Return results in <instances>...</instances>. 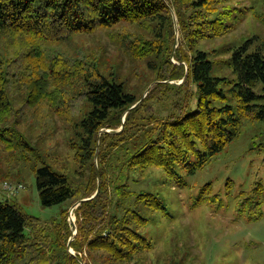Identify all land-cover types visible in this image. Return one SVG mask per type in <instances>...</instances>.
<instances>
[{
    "label": "trees",
    "instance_id": "16d2710c",
    "mask_svg": "<svg viewBox=\"0 0 264 264\" xmlns=\"http://www.w3.org/2000/svg\"><path fill=\"white\" fill-rule=\"evenodd\" d=\"M226 1L0 0V145L10 151L9 168L0 167V179L11 176L13 160L31 163L43 206L73 205L92 196L100 184L95 197L74 209L75 254L67 248L72 235L68 208L61 209L59 218L44 221L27 215L10 198L0 199V264H90L87 256L99 264L132 261L152 243L139 230L148 223L140 210L127 207L121 216L112 211L114 196L116 204L133 196L127 183L131 169L159 166L175 174L177 165L194 158L190 166L194 171L240 133L243 119L264 120V52L251 46L253 38L226 50L232 77L214 74V49L195 47L201 37H219L232 29L227 22L231 11L215 10ZM172 10L180 28L178 37ZM123 22L145 31L135 37L134 56L151 54L159 59L157 85L183 79L178 86L185 89V104L178 112L146 118L141 126L133 120L143 100L139 103L140 98L127 90L116 68L102 67L98 58L68 60L61 49L53 48L75 35L113 29ZM179 41L192 53L180 47L183 56L178 55ZM258 82L262 93L254 89ZM227 87L235 104L228 103ZM194 95L196 108L189 110ZM80 102H84L81 115L67 120L68 143L80 165L71 177L48 162L39 143L52 136L53 115L68 116ZM24 122L31 128L39 122L43 133L36 141L20 129ZM122 125L116 134L106 131ZM262 192L260 182L248 194L242 192L239 213L259 219ZM210 194L212 184L207 183L198 202ZM135 198L146 202L147 208L166 212L157 194L141 192Z\"/></svg>",
    "mask_w": 264,
    "mask_h": 264
},
{
    "label": "rangeland",
    "instance_id": "374dc122",
    "mask_svg": "<svg viewBox=\"0 0 264 264\" xmlns=\"http://www.w3.org/2000/svg\"><path fill=\"white\" fill-rule=\"evenodd\" d=\"M219 5L215 6L217 12L223 9L231 11L232 16L227 22L233 26L232 29L219 37H201L195 47L208 51L214 49V74L232 77L231 68L227 65L230 53L226 50L229 47L251 37V46L261 47L264 52V1L227 0L223 8H219ZM144 32L138 24L123 22L113 29L78 34L67 42L53 45L54 49H61L63 57L68 60L98 58L102 67L116 68L127 90L140 98L139 103L143 100L133 120L136 125L147 121L146 118L168 117L185 104V89L178 86L183 79L165 80L166 84L157 85L155 79L160 72L159 59L151 54L147 58L134 56L135 37ZM182 45L181 41L176 44L180 56H183V52H180ZM185 48L188 53H192L186 45ZM175 58L172 59L177 62ZM254 89L258 93L263 92L260 82ZM226 94L228 103L235 104L234 93L228 87ZM196 103L197 97L194 95L190 99L189 110H194ZM83 106L84 102L77 103L75 110L69 112L68 116L53 115L50 127L52 136L47 135L39 143L41 152L48 156V162L71 177L80 165L76 152L68 143L70 129L67 120L81 115L80 109ZM15 107H19V104L16 103ZM14 116L17 115L11 118ZM20 129L33 137L34 141L43 133L39 122L33 128L24 122ZM9 154L10 151L0 145L2 170L7 171L9 168ZM193 163L194 158H190L187 163L177 165L175 174L159 166L131 169L127 183L133 196L122 200L120 204H116L117 197L114 196L112 211L121 216L127 207L140 210L148 223L139 230L150 240L152 247L141 250L130 262L111 264H264V120L250 122L243 119L240 133L210 162L191 171ZM11 164L15 166L11 176L0 179V182L8 180L22 183L24 188L14 194L0 188V199L10 198L27 215L44 221L59 218L62 208L71 210L69 202L43 206L31 163L13 160ZM229 180L232 185L228 187ZM258 182L263 187L262 214L257 220H249L246 214L239 213L238 206L243 198L242 192L248 194ZM207 183L212 184V194L206 195L207 200L198 202L201 189ZM141 192L159 195L166 206V212L147 208L146 202L135 198ZM72 216L76 221L74 212ZM98 254L96 257L100 260ZM86 260L90 264H99L88 256Z\"/></svg>",
    "mask_w": 264,
    "mask_h": 264
},
{
    "label": "water",
    "instance_id": "95a60500",
    "mask_svg": "<svg viewBox=\"0 0 264 264\" xmlns=\"http://www.w3.org/2000/svg\"><path fill=\"white\" fill-rule=\"evenodd\" d=\"M172 15H173V19H174L175 26H176V32H177V34H178V26H177V23H176V15H175V13H174L173 10H172ZM177 37H178V36H177ZM175 48H176V45H175ZM148 90H149V89H148ZM136 105H137V103L134 104L133 106H131V108L134 107V106H136ZM126 113H127V111H126V112L123 114V116H122V123L125 122V116H126ZM122 129H123V125H122L119 129H106V131H107V132H111V133L116 134V133L120 132ZM96 163H97V159H96ZM99 190H100V184H98V188H97L96 192H95L92 196H90V197H86V198H83V199L77 201L76 203H74V204L72 205L71 210L69 211V222H70V224H71L72 235L70 236V238H69V240H68V242H67V248H68V250H69L72 254H75V251H74L73 248L71 247V241L73 240L74 236H75L76 233H77V225H76V221L74 220V218H73V216H72V213L74 212V209H75V208H76V207H77L82 201L89 200V199L95 197L96 194L99 192ZM81 264H84V261H81Z\"/></svg>",
    "mask_w": 264,
    "mask_h": 264
},
{
    "label": "built area",
    "instance_id": "2783aa9c",
    "mask_svg": "<svg viewBox=\"0 0 264 264\" xmlns=\"http://www.w3.org/2000/svg\"><path fill=\"white\" fill-rule=\"evenodd\" d=\"M0 188L4 189L10 194H14L15 191L24 188L22 183H12L11 181L4 180L0 182Z\"/></svg>",
    "mask_w": 264,
    "mask_h": 264
}]
</instances>
